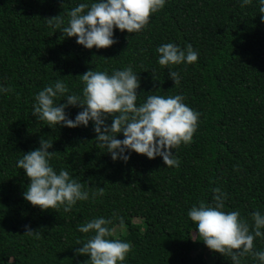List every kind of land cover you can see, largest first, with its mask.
<instances>
[{"label":"trees","instance_id":"trees-1","mask_svg":"<svg viewBox=\"0 0 264 264\" xmlns=\"http://www.w3.org/2000/svg\"><path fill=\"white\" fill-rule=\"evenodd\" d=\"M94 2L98 0H0V88L10 89L0 91V264H90L75 250L93 233L78 229L101 217L113 220L108 225L112 233L118 228L107 239L132 246L118 264H232L230 257L207 248L187 213L201 202L214 204L213 189L220 188L227 194L223 211H239L250 230L252 213L264 215V22L259 0L243 7V0H166L142 31L114 29V45L89 50L75 37H65L62 29L72 8ZM57 15L65 23L49 27L45 19ZM167 43L181 49L191 44L198 60L160 66L157 48ZM129 66L140 80L137 106L149 95H182L200 113L192 142L174 149L179 167L135 152L127 162L113 161L106 148L96 147L91 121L87 127L49 128L31 114L35 96L46 86L66 84L69 91L56 98L58 104L67 95L83 97L78 76L86 71L111 75ZM169 71L179 73L178 85ZM65 111L74 120L81 109L69 106ZM41 137L53 143L48 151L56 152L50 166L57 173L67 170L89 191V200L77 201L69 212L63 207L42 211L23 198L29 180L17 161L39 148ZM116 138L124 139L122 133ZM97 186L105 193L92 199ZM25 225L38 230L39 238L24 235ZM253 250L264 251V237L255 238ZM241 264L259 262L246 255Z\"/></svg>","mask_w":264,"mask_h":264},{"label":"clouds","instance_id":"clouds-1","mask_svg":"<svg viewBox=\"0 0 264 264\" xmlns=\"http://www.w3.org/2000/svg\"><path fill=\"white\" fill-rule=\"evenodd\" d=\"M166 0H98L91 5L81 3L68 13L67 26L62 34L67 38H76V43L86 49H105L114 45V29L134 34L142 31L149 23L150 17L163 9ZM252 0H243L244 5ZM261 21L264 22V0H259ZM49 27L59 29L64 23L61 15L45 19ZM158 63L162 67L193 64L198 60V53L188 44L181 49L173 43H167L157 48ZM109 59V58H106ZM83 83V97L67 95L66 103H56L58 96L68 93L66 84L57 81L54 86H46L35 96L31 114L37 122L42 121L49 128L87 127L91 121L98 149H107L113 161L127 162L130 153L135 152L149 159L162 157L166 167H179L180 161L174 154V149L181 144L192 142L197 130L200 113L192 110L183 101L182 95L164 97L149 95L146 102L137 106V89L140 87L138 74L132 67L116 70L111 75L107 72L86 71L78 76ZM169 78L174 85L180 83L179 73L169 71ZM153 79L156 77L153 73ZM7 93L9 88H0ZM69 106L79 107L80 112L75 119H70L65 109ZM111 118V124L107 120ZM124 139H117L118 134ZM53 143L40 138V147L23 154L17 161V168L23 169L29 183L23 198L32 206L42 211L55 210L63 207L65 212L71 211L77 201H87L89 191L83 190L84 185L70 177L67 170L57 173L49 161L56 152H49ZM129 153V154H125ZM92 188V187H89ZM214 204L192 206L187 216L196 225V235L202 238L209 250L231 258L232 264H241V258L252 255L259 264H264V251H254L256 237H264V215L252 213L254 225L250 226L240 219L239 211L225 212L227 194L220 188L213 189ZM104 187H96L91 198L103 196ZM114 218L115 214H114ZM120 227L124 221L118 217ZM112 219L96 218L79 227L82 233H93L90 239L78 247L77 256H87L90 264H118L123 262L131 251V244L119 239H107L112 236L108 225ZM24 235H35L38 230H32L25 225ZM79 243V241L77 242ZM88 264V261L85 262Z\"/></svg>","mask_w":264,"mask_h":264},{"label":"rangeland","instance_id":"rangeland-1","mask_svg":"<svg viewBox=\"0 0 264 264\" xmlns=\"http://www.w3.org/2000/svg\"><path fill=\"white\" fill-rule=\"evenodd\" d=\"M117 232H118V228H116V229L113 230V233L114 234H118Z\"/></svg>","mask_w":264,"mask_h":264}]
</instances>
